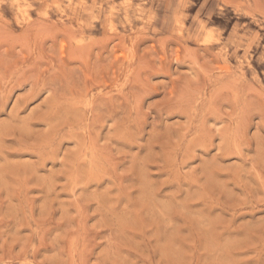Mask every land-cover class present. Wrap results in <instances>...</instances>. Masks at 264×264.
<instances>
[{
  "label": "rangeland",
  "instance_id": "rangeland-1",
  "mask_svg": "<svg viewBox=\"0 0 264 264\" xmlns=\"http://www.w3.org/2000/svg\"><path fill=\"white\" fill-rule=\"evenodd\" d=\"M0 264H264V0H0Z\"/></svg>",
  "mask_w": 264,
  "mask_h": 264
},
{
  "label": "bare ground",
  "instance_id": "bare-ground-1",
  "mask_svg": "<svg viewBox=\"0 0 264 264\" xmlns=\"http://www.w3.org/2000/svg\"><path fill=\"white\" fill-rule=\"evenodd\" d=\"M184 21H185L184 17H180V18L178 17V25H183Z\"/></svg>",
  "mask_w": 264,
  "mask_h": 264
}]
</instances>
